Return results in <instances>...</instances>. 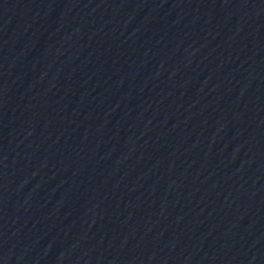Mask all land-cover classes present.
<instances>
[{
	"label": "water",
	"instance_id": "obj_1",
	"mask_svg": "<svg viewBox=\"0 0 264 264\" xmlns=\"http://www.w3.org/2000/svg\"><path fill=\"white\" fill-rule=\"evenodd\" d=\"M0 264H264V0H0Z\"/></svg>",
	"mask_w": 264,
	"mask_h": 264
}]
</instances>
